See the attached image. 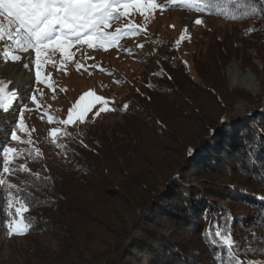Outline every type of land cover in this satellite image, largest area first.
<instances>
[{
    "label": "trees",
    "instance_id": "1",
    "mask_svg": "<svg viewBox=\"0 0 264 264\" xmlns=\"http://www.w3.org/2000/svg\"><path fill=\"white\" fill-rule=\"evenodd\" d=\"M161 1L106 3L113 12ZM161 6L224 27L193 34L187 59L158 40L159 65L136 76L131 96L38 152L9 162L3 140L0 264H264V0ZM16 45L35 50L21 36ZM234 62L262 95L228 87ZM238 103L248 105L244 117Z\"/></svg>",
    "mask_w": 264,
    "mask_h": 264
},
{
    "label": "rangeland",
    "instance_id": "2",
    "mask_svg": "<svg viewBox=\"0 0 264 264\" xmlns=\"http://www.w3.org/2000/svg\"><path fill=\"white\" fill-rule=\"evenodd\" d=\"M164 1L174 2L161 3ZM161 3L138 2L112 12L106 0L98 4L0 0V149L4 151L3 140H7L9 162L31 148L38 152V146L43 148L48 140L56 139L75 122L94 118L116 105L117 98L131 96L130 87L136 76L159 65L155 47L158 40H165L171 50L174 48L187 59L193 34H199L202 40L201 35L209 34L214 27H224L203 15L167 9ZM18 27L33 38H25ZM52 27L63 28L69 36L53 34ZM17 36L35 45V50L21 53L16 45ZM22 57H29L28 79L21 88V98L10 104L8 93L13 91L22 72ZM140 57L151 59H137ZM235 70L249 76L257 90L234 86L231 72ZM119 81H125L128 89L118 86ZM227 83L230 89H242L254 96L263 93L256 75L239 63L227 66ZM235 109L234 114L244 117L248 105L238 103ZM42 240L57 244L54 236Z\"/></svg>",
    "mask_w": 264,
    "mask_h": 264
},
{
    "label": "bare ground",
    "instance_id": "3",
    "mask_svg": "<svg viewBox=\"0 0 264 264\" xmlns=\"http://www.w3.org/2000/svg\"><path fill=\"white\" fill-rule=\"evenodd\" d=\"M28 62H29V57H22L21 58V62H20L21 65L20 66L22 67V72L20 73L19 77L16 78V81L13 84L14 85L13 91L9 92V88H8V86H6L7 87L6 90L9 92L8 98L10 97V100H9L10 104L13 103L14 101H16L18 98H21V95L23 94V91L21 90V88L24 86L25 80L28 79L27 72H26V69L28 67ZM10 69H12V68H10ZM2 75H3V73H0V76H2ZM231 78H232V82H233L234 86H235V84H240V85H242V87L245 86L247 89H249L251 91L257 90V87L253 83L251 78L249 76L242 75L240 73V71H238V70L231 72Z\"/></svg>",
    "mask_w": 264,
    "mask_h": 264
},
{
    "label": "water",
    "instance_id": "4",
    "mask_svg": "<svg viewBox=\"0 0 264 264\" xmlns=\"http://www.w3.org/2000/svg\"><path fill=\"white\" fill-rule=\"evenodd\" d=\"M28 54H29V53H28ZM28 54H27V55H28ZM25 56H26V55H25ZM251 75L254 76L253 74H251ZM242 88H243V87H242Z\"/></svg>",
    "mask_w": 264,
    "mask_h": 264
}]
</instances>
